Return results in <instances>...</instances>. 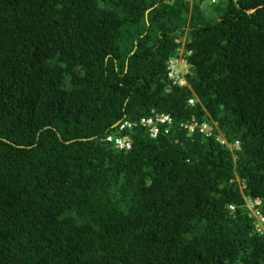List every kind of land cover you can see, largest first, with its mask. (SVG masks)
<instances>
[{"label":"trees","instance_id":"1","mask_svg":"<svg viewBox=\"0 0 264 264\" xmlns=\"http://www.w3.org/2000/svg\"><path fill=\"white\" fill-rule=\"evenodd\" d=\"M249 202L264 0H0V264H264Z\"/></svg>","mask_w":264,"mask_h":264},{"label":"built area","instance_id":"2","mask_svg":"<svg viewBox=\"0 0 264 264\" xmlns=\"http://www.w3.org/2000/svg\"><path fill=\"white\" fill-rule=\"evenodd\" d=\"M212 2H215L216 0H211ZM172 72L170 74V76L173 78L174 77V63L172 64ZM191 104L194 103L193 100L190 101ZM172 123V119L167 116V115H162V114H154L153 116L149 117V118H145L143 119L140 123H135L132 121H125L122 125H121V132H123L125 135H121V136H109L107 138V141L109 143H114L116 145V147L120 150H129L132 147V143L130 141V137L127 134L128 131L135 129L137 126H142L146 129H148L149 134L152 138H157L160 132V128L158 125L161 126H168ZM193 125L190 126V129L192 131H194L196 128L200 129V132L202 133H211V128L207 125V124H203L202 126L198 125V122L194 119L193 120ZM168 131V130H167ZM254 216L256 217V219L258 221H260V223L262 224L263 227H259V225H257L258 227V232H260L261 234H264V216L256 211V213H254Z\"/></svg>","mask_w":264,"mask_h":264},{"label":"clouds","instance_id":"3","mask_svg":"<svg viewBox=\"0 0 264 264\" xmlns=\"http://www.w3.org/2000/svg\"><path fill=\"white\" fill-rule=\"evenodd\" d=\"M180 62H182V63H184L185 64V62H184V60L183 59H180V60H178L177 62H174V61H172L171 63H170V65H169V71H170V73H169V78L174 82V84L176 83V84H180V85H186V81L184 82L183 80H182V78L183 79H185L184 78V74L183 75H181V72H179V69H177V67H176V64L177 65H179L180 64ZM174 63V67H175V70H174V72H176V73H174V74H176V77L174 76L173 78L170 76V74H171V72H172V64ZM186 65V64H185ZM174 78H176L177 80H174ZM191 100H193L194 101V103L193 104H191V105H195V103H196V100L197 99H191ZM190 100V101H191ZM156 114H158V113H156ZM163 115V114H162ZM164 115H166V114H164ZM167 116H169V115H167ZM170 117V116H169ZM171 118V117H170ZM143 119H145V118H142V119H140V120H137V121H134L135 123H140ZM194 120V119H193ZM133 122V121H132ZM172 124H173V122L170 124V125H168V127H171L172 126ZM206 124V123H205ZM198 125L199 126H202L203 124H199L198 123ZM207 125L212 129L211 130V133H209V134H207V133H202V132H200V129L199 128H196L194 131H193V133H195V131L196 130H198V133H199V136L200 137H202L203 139H208L209 137H211L212 135H213V127H212V125L211 124H209V123H207ZM138 127H140V126H137L136 128H138ZM142 127V126H141ZM144 128V127H143ZM144 129H146V128H144ZM147 131H148V129H146ZM218 138H219V140L221 141V143H224V144H227V146H229L232 150H236V149H238V148H234L233 146H230V144L225 140V138L222 136L221 137V135L220 136H218ZM237 146H239V144H237ZM132 148V147H131ZM118 149V148H117ZM119 151H128V150H120V149H118ZM129 150H131V149H129ZM252 210V209H251ZM257 211V210H256ZM252 212H253V210H252ZM253 215H254V212H253ZM263 215V214H262ZM264 216V215H263Z\"/></svg>","mask_w":264,"mask_h":264},{"label":"rangeland","instance_id":"4","mask_svg":"<svg viewBox=\"0 0 264 264\" xmlns=\"http://www.w3.org/2000/svg\"><path fill=\"white\" fill-rule=\"evenodd\" d=\"M184 40H185V35H184ZM176 67L177 69H179V72H181V75L187 72V66L182 62H180L179 65L176 64ZM174 76L176 77V74H174ZM174 80H177V79L174 78ZM182 80L185 82V79L182 78ZM249 208L252 209L254 213H256V209L254 208V204L252 202H249ZM257 225H259V227H263L260 221L258 220H257Z\"/></svg>","mask_w":264,"mask_h":264}]
</instances>
